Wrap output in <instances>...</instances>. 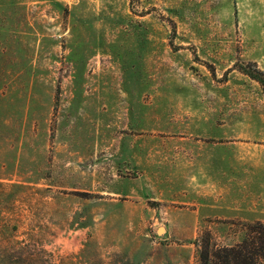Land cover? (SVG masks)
<instances>
[{"label": "rangeland", "instance_id": "374dc122", "mask_svg": "<svg viewBox=\"0 0 264 264\" xmlns=\"http://www.w3.org/2000/svg\"><path fill=\"white\" fill-rule=\"evenodd\" d=\"M249 70L264 0H0V264H199L203 232L240 242L264 223ZM191 166L218 196L200 203L237 211L196 221Z\"/></svg>", "mask_w": 264, "mask_h": 264}, {"label": "trees", "instance_id": "16d2710c", "mask_svg": "<svg viewBox=\"0 0 264 264\" xmlns=\"http://www.w3.org/2000/svg\"><path fill=\"white\" fill-rule=\"evenodd\" d=\"M247 74L264 90V73L252 70ZM199 264H264V223L254 222L244 227V236L232 246L213 244L206 231L199 243Z\"/></svg>", "mask_w": 264, "mask_h": 264}, {"label": "crops", "instance_id": "0c3cea01", "mask_svg": "<svg viewBox=\"0 0 264 264\" xmlns=\"http://www.w3.org/2000/svg\"><path fill=\"white\" fill-rule=\"evenodd\" d=\"M189 182V188L181 194L183 198L187 199L186 205L190 210V213L193 215L196 221H201L206 217H214L210 219H215L221 215H231L235 211H237V207L234 205H223L221 203L213 202L211 204H202L198 200L202 198H217L216 194L206 193L204 187L198 185V175L199 170L191 166L188 169L187 174L184 175V178ZM173 198L174 196H167ZM177 197V196H175Z\"/></svg>", "mask_w": 264, "mask_h": 264}, {"label": "water", "instance_id": "95a60500", "mask_svg": "<svg viewBox=\"0 0 264 264\" xmlns=\"http://www.w3.org/2000/svg\"><path fill=\"white\" fill-rule=\"evenodd\" d=\"M160 231V230H159Z\"/></svg>", "mask_w": 264, "mask_h": 264}]
</instances>
